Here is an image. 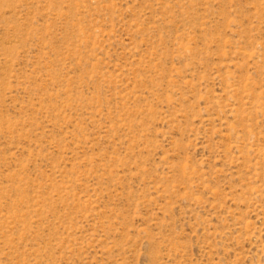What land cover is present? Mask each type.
<instances>
[{
	"label": "rangeland",
	"instance_id": "rangeland-1",
	"mask_svg": "<svg viewBox=\"0 0 264 264\" xmlns=\"http://www.w3.org/2000/svg\"><path fill=\"white\" fill-rule=\"evenodd\" d=\"M0 264H264V0H0Z\"/></svg>",
	"mask_w": 264,
	"mask_h": 264
}]
</instances>
